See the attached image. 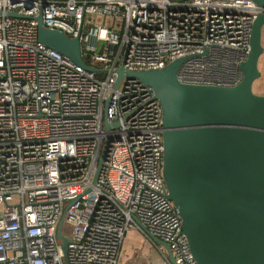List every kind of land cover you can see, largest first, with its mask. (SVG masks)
Here are the masks:
<instances>
[{"label":"built area","instance_id":"2783aa9c","mask_svg":"<svg viewBox=\"0 0 264 264\" xmlns=\"http://www.w3.org/2000/svg\"><path fill=\"white\" fill-rule=\"evenodd\" d=\"M259 12L250 0H0V264H155L123 255L130 231L159 264L171 263L150 236L196 264L166 198L160 105L136 80L114 89L115 71L187 58L180 83L235 86ZM38 16L95 71L43 46Z\"/></svg>","mask_w":264,"mask_h":264},{"label":"water","instance_id":"95a60500","mask_svg":"<svg viewBox=\"0 0 264 264\" xmlns=\"http://www.w3.org/2000/svg\"><path fill=\"white\" fill-rule=\"evenodd\" d=\"M250 1L264 6V0ZM36 20L43 46L95 71L83 62L78 39L44 28L40 16ZM263 27L264 14L259 12L252 22L248 55L239 66L241 79L232 87L180 83L177 73L187 58L159 70L115 71L114 89L123 79L136 80L151 88L160 105L166 198L178 214L196 264H264V96L252 91L260 77ZM106 151L101 152L94 181ZM56 236L65 253L68 240L59 231ZM150 239L175 264L169 246Z\"/></svg>","mask_w":264,"mask_h":264},{"label":"rangeland","instance_id":"374dc122","mask_svg":"<svg viewBox=\"0 0 264 264\" xmlns=\"http://www.w3.org/2000/svg\"><path fill=\"white\" fill-rule=\"evenodd\" d=\"M99 20H102L101 18ZM102 24V22H100ZM261 45L263 52L258 60V70L260 72V77L253 83L252 91L258 96H264V27L262 28L261 35ZM101 43L99 44V49ZM62 234L65 237H69L70 234L67 231H63ZM125 249L123 251L124 256L130 258H148L151 259L155 264H159V254H157L156 249L145 240V238L138 232L130 231L125 235ZM162 254L165 255L164 249L161 250ZM123 256V257H124Z\"/></svg>","mask_w":264,"mask_h":264}]
</instances>
